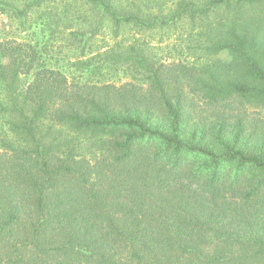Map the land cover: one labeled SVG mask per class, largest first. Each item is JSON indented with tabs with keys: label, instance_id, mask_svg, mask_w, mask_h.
Masks as SVG:
<instances>
[{
	"label": "trees",
	"instance_id": "obj_1",
	"mask_svg": "<svg viewBox=\"0 0 264 264\" xmlns=\"http://www.w3.org/2000/svg\"><path fill=\"white\" fill-rule=\"evenodd\" d=\"M44 1L11 12L24 22ZM85 1L92 32L226 17L198 65L133 44L102 53L137 82L70 80L36 68L34 45L0 41V264H264V0H177L162 15Z\"/></svg>",
	"mask_w": 264,
	"mask_h": 264
},
{
	"label": "rangeland",
	"instance_id": "obj_2",
	"mask_svg": "<svg viewBox=\"0 0 264 264\" xmlns=\"http://www.w3.org/2000/svg\"><path fill=\"white\" fill-rule=\"evenodd\" d=\"M4 1L8 4L0 3V41L34 45L40 56L35 62L36 68H55L76 81L97 82L104 78L115 83L139 81L140 75L126 66L116 70L102 66L101 58L105 50L131 44L142 48L156 64L184 62L198 65L210 58V55L205 56L202 47L206 44V38L213 37L217 22L226 17L225 12L217 9L205 21L183 19L173 25L151 29L123 24L117 31L113 30L112 22L105 18L92 32L100 19L99 13L85 0H45L41 6L29 9L24 22L11 11L13 6L21 8L26 0ZM114 1L125 9L162 15L171 10L177 0ZM194 1L200 3L202 0ZM249 13L254 12L251 10ZM85 66L93 68L94 74L86 73ZM33 71L20 76L19 86L25 87L32 80ZM6 130L5 118L0 114V138L7 134Z\"/></svg>",
	"mask_w": 264,
	"mask_h": 264
}]
</instances>
